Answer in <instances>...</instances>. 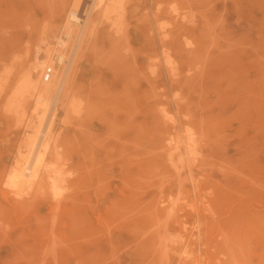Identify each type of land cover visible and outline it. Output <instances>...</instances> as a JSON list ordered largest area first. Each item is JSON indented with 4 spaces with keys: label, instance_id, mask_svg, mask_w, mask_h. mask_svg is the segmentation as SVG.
<instances>
[{
    "label": "rangeland",
    "instance_id": "1",
    "mask_svg": "<svg viewBox=\"0 0 264 264\" xmlns=\"http://www.w3.org/2000/svg\"><path fill=\"white\" fill-rule=\"evenodd\" d=\"M72 1L0 0V264H264V0L94 13L71 84L79 114L55 118L61 195L46 177L10 192L33 110L17 95L23 66ZM90 3L72 11L88 19ZM185 140L190 156L168 150Z\"/></svg>",
    "mask_w": 264,
    "mask_h": 264
},
{
    "label": "bare ground",
    "instance_id": "2",
    "mask_svg": "<svg viewBox=\"0 0 264 264\" xmlns=\"http://www.w3.org/2000/svg\"><path fill=\"white\" fill-rule=\"evenodd\" d=\"M117 1L118 0H91L89 11L87 12L91 16L88 19H86L85 17L83 20L79 14H76L72 11L74 0L70 4H64L63 7L60 6L61 9L57 8L58 10L55 13L56 20L60 18L63 13L66 12H68V20L62 24L56 22L51 27H44V29L40 33L37 42L34 45L35 53L33 57L30 60L28 59V61L26 60L27 62L24 64L22 70V82L20 81V87L18 89L17 95L18 97H20L21 105L23 104V106L28 102V98H33V110L30 119L27 122L26 127L24 128L23 136L21 137L22 140L19 142V145L17 147V150L19 149V151H16L14 161L10 166L7 177L10 192L16 195L17 197L29 195L36 187V184L41 182L40 179H44L45 177L46 178L44 183L47 186L48 190H50V194H52V197H60L59 195H61V190H59V184L62 183L64 180L62 176V169L57 166L55 170H50V167L55 165V163L48 161L51 152H53L56 157H58L57 155L59 154L57 147L53 145L56 141L54 140L55 137L53 135L56 113L59 106L62 105V109L67 117H72L79 114V109L81 106L79 107V100L77 101V98H75V94L77 92L75 93L72 92L73 90L71 91V84L72 82H74L73 78L76 73V69L83 56V45L87 41V39L91 37L94 28H96L95 21L97 18L94 17L96 18L94 21L93 14H98L99 11H101L103 12V16L108 15L111 11V6L118 3ZM60 30H66V32L64 33L65 36L62 34L61 39L58 35V31ZM72 36L76 37V40L73 44L71 42V46L69 47L67 40L72 39ZM54 58H57L59 60V64L55 65V71L52 76V79L47 83H43L41 81V73L47 64L53 63ZM214 81H216V79ZM39 135L42 137V140L39 143L38 150L36 151V145L39 141ZM182 143L183 145H180L179 142L174 143V145H172L171 147L169 146L170 148L168 150H170L172 153H176L178 158L184 156L187 157L188 155L190 156V153L192 152V147H190L191 144L187 140L183 141ZM58 160L60 159L58 158ZM12 205H14L13 202ZM185 259L187 258L185 257Z\"/></svg>",
    "mask_w": 264,
    "mask_h": 264
},
{
    "label": "built area",
    "instance_id": "3",
    "mask_svg": "<svg viewBox=\"0 0 264 264\" xmlns=\"http://www.w3.org/2000/svg\"><path fill=\"white\" fill-rule=\"evenodd\" d=\"M59 64V60L57 58L53 59V63L47 64L42 73H41V81L43 83H47L52 79V76L54 74L55 71V65Z\"/></svg>",
    "mask_w": 264,
    "mask_h": 264
}]
</instances>
